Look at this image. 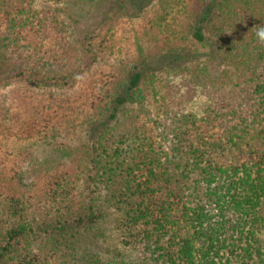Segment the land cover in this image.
I'll return each mask as SVG.
<instances>
[{
  "label": "trees",
  "instance_id": "obj_1",
  "mask_svg": "<svg viewBox=\"0 0 264 264\" xmlns=\"http://www.w3.org/2000/svg\"><path fill=\"white\" fill-rule=\"evenodd\" d=\"M105 1L0 0V91L29 85L71 98L68 88L107 58L112 27L105 39L103 30H75L87 4ZM134 1L135 19L155 17L143 20L125 63L117 46L122 63L96 87V146L79 173L54 178L46 199L35 188L29 197L17 188L26 179L13 176L9 213L0 210V264H264V43L254 29L264 0ZM105 19L101 27L119 21ZM171 78L206 95L200 115L179 113ZM13 99L0 98V131L32 133L39 118L30 114L44 98L19 111Z\"/></svg>",
  "mask_w": 264,
  "mask_h": 264
},
{
  "label": "rangeland",
  "instance_id": "obj_2",
  "mask_svg": "<svg viewBox=\"0 0 264 264\" xmlns=\"http://www.w3.org/2000/svg\"><path fill=\"white\" fill-rule=\"evenodd\" d=\"M127 1H131L129 7L132 13L119 14V12L123 11L119 10L120 5L124 6ZM140 1L142 0L137 2ZM189 1L194 2L195 0ZM157 3H159V0H153L152 2L153 5ZM92 7V11L88 10ZM137 7L138 5L134 0H106L97 7L95 2L86 5L83 19L75 24V30L78 34L85 32L88 28L97 29V34L103 30L105 39L109 34L110 28H112L109 34L110 38L107 41L108 48L102 52L107 58H99L96 64H92L91 67L86 69L85 74H82L84 75L83 79L72 84V86L75 85L74 88H68L71 90H69L71 98L69 97L66 100L64 96H61L64 91L57 94L54 93V95L51 93L49 95L46 93L40 94V89L29 85L25 87L14 85V87L0 91V98L4 95H12L14 97L13 100H20L19 103L13 102L12 104L18 111L23 109L21 107L25 105L28 99H30V102L36 97L47 99L45 104L41 103L44 99L40 100L38 107L41 109L40 112L36 111L30 114L39 118L32 122L36 126V128H32V133H25L22 125H12L7 128V131H0V210L8 212L4 208V199L7 198V195H11L12 191L16 192L17 188L28 190L27 195L29 197L32 195L30 188H35L36 195L46 199L55 177L62 176L67 179V177H72L80 172L82 167L80 160L85 155L83 152H87L89 148L92 149V147L96 146L97 137L95 139L90 138L92 125H95V121L103 117L101 110L97 112L90 108L97 105L100 101L98 98L101 97L98 92L99 88L97 89L96 87L105 85V81L111 80L113 72L115 73L116 71V65L122 63L119 61L120 59L116 60L113 58V53L117 52V46L119 49H123L119 53V57L125 63L137 53L138 48H136L137 41L135 39L138 38L139 32L143 28H147V22L143 20L155 17V12L152 11L151 13L149 12L146 19H135L133 11ZM107 17L113 21L119 20L113 22V24H118L110 27H101ZM114 35H116V38L111 39ZM98 41H100V38ZM121 41L122 43H120ZM66 48L68 49L69 45L65 46ZM189 51L193 52V47ZM70 53L75 56L78 51L73 49ZM186 53H188L187 50L185 51ZM205 58L206 56L204 55L199 57L200 60ZM91 60L92 58L88 57L87 63ZM169 61L170 59L166 60V62ZM182 81L171 78V83L176 86H173V91L177 93V96H173L174 98L171 97L169 100L173 105H177L179 113L191 112L200 115L207 101L206 95L200 90L193 89L191 85L187 86V82ZM60 96L61 102L58 105ZM152 97L153 94L151 93L150 102H154ZM83 109H85L84 113ZM47 113H51L48 118L45 117ZM62 114L69 120V124L63 125L59 122L58 118ZM10 122L12 124H20L19 119H13ZM10 122L6 124H11ZM30 134L32 136H28ZM70 153H73L74 157L67 159V155ZM15 174H22V177L26 179L17 188L13 182ZM17 181H19V177H17ZM4 183L8 185L7 188L3 186L5 185ZM42 207L45 208L44 205Z\"/></svg>",
  "mask_w": 264,
  "mask_h": 264
},
{
  "label": "clouds",
  "instance_id": "obj_3",
  "mask_svg": "<svg viewBox=\"0 0 264 264\" xmlns=\"http://www.w3.org/2000/svg\"><path fill=\"white\" fill-rule=\"evenodd\" d=\"M254 29H255V34H256L258 40L261 43H264V24H262L261 26H257Z\"/></svg>",
  "mask_w": 264,
  "mask_h": 264
}]
</instances>
